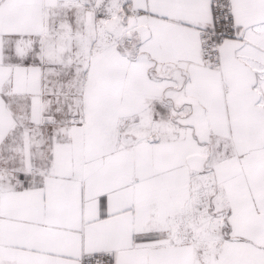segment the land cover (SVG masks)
Returning a JSON list of instances; mask_svg holds the SVG:
<instances>
[{
  "label": "snow or ice",
  "instance_id": "obj_1",
  "mask_svg": "<svg viewBox=\"0 0 264 264\" xmlns=\"http://www.w3.org/2000/svg\"><path fill=\"white\" fill-rule=\"evenodd\" d=\"M0 264H264V0H0Z\"/></svg>",
  "mask_w": 264,
  "mask_h": 264
}]
</instances>
